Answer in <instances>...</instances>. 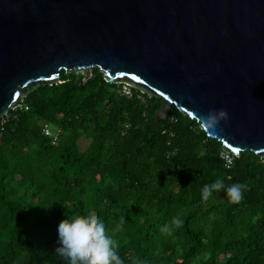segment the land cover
Here are the masks:
<instances>
[{
  "label": "trees",
  "instance_id": "16d2710c",
  "mask_svg": "<svg viewBox=\"0 0 264 264\" xmlns=\"http://www.w3.org/2000/svg\"><path fill=\"white\" fill-rule=\"evenodd\" d=\"M59 75L24 98L28 110L0 119V264H66L56 226L88 211L125 264H264V158L241 151L226 167L221 142L195 119L172 107L156 121L162 98L129 86L127 96L97 67ZM41 122L60 129L56 144ZM217 178L247 185L243 198L229 203L221 189L201 199ZM174 216L183 224L161 232Z\"/></svg>",
  "mask_w": 264,
  "mask_h": 264
},
{
  "label": "water",
  "instance_id": "95a60500",
  "mask_svg": "<svg viewBox=\"0 0 264 264\" xmlns=\"http://www.w3.org/2000/svg\"><path fill=\"white\" fill-rule=\"evenodd\" d=\"M162 98L234 156L264 158V0H0V119L59 71Z\"/></svg>",
  "mask_w": 264,
  "mask_h": 264
},
{
  "label": "clouds",
  "instance_id": "9594fccd",
  "mask_svg": "<svg viewBox=\"0 0 264 264\" xmlns=\"http://www.w3.org/2000/svg\"><path fill=\"white\" fill-rule=\"evenodd\" d=\"M227 119L228 113L225 109H210L200 116L198 124L201 129H215L220 121ZM246 188L247 185L239 182L225 186L224 180L217 178L202 186L201 199L207 200L213 191L225 189L229 203H238L243 198V190ZM124 223V217L120 216L114 231H121ZM182 224L183 220L174 216L171 220L172 227L165 224L160 230L171 235L173 227L178 228ZM56 228L58 244L55 252L66 261V264H125L117 251L118 244L114 235L109 234L104 220L95 212L88 211L83 215L61 219ZM129 264L141 262L132 257Z\"/></svg>",
  "mask_w": 264,
  "mask_h": 264
},
{
  "label": "built area",
  "instance_id": "2783aa9c",
  "mask_svg": "<svg viewBox=\"0 0 264 264\" xmlns=\"http://www.w3.org/2000/svg\"><path fill=\"white\" fill-rule=\"evenodd\" d=\"M121 92L127 96L131 95L130 90L128 89V87L126 85L122 86ZM17 109L20 111H26V110H28V105L21 102L18 105H16L13 110H17ZM4 118H6V116ZM4 118L1 119L2 122L4 121ZM41 132L45 137H48L50 139L51 144L54 145L58 142L59 137H60V129L59 128L56 127L55 130L53 131L50 129L49 123L41 122ZM221 158L224 160L225 166L229 167V165L232 162V157H231L230 153L223 150V152L221 153Z\"/></svg>",
  "mask_w": 264,
  "mask_h": 264
},
{
  "label": "rangeland",
  "instance_id": "374dc122",
  "mask_svg": "<svg viewBox=\"0 0 264 264\" xmlns=\"http://www.w3.org/2000/svg\"><path fill=\"white\" fill-rule=\"evenodd\" d=\"M55 126H53V125H51L50 124V129L51 130H55ZM88 143H89V141L87 140V139H85V138H81L80 140H79V142H78V144H79V148L80 149H85L86 147H87V145H88Z\"/></svg>",
  "mask_w": 264,
  "mask_h": 264
}]
</instances>
